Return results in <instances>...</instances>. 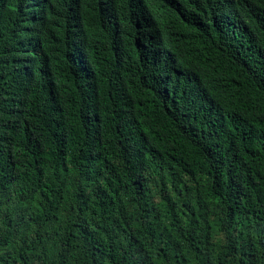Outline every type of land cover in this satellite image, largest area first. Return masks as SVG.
Returning a JSON list of instances; mask_svg holds the SVG:
<instances>
[{"label":"trees","instance_id":"obj_1","mask_svg":"<svg viewBox=\"0 0 264 264\" xmlns=\"http://www.w3.org/2000/svg\"><path fill=\"white\" fill-rule=\"evenodd\" d=\"M0 264H264V0H0Z\"/></svg>","mask_w":264,"mask_h":264}]
</instances>
